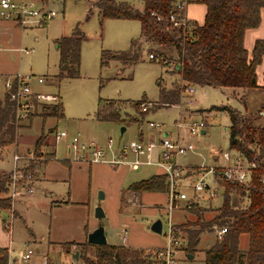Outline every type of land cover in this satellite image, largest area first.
I'll use <instances>...</instances> for the list:
<instances>
[{"label":"rangeland","instance_id":"374dc122","mask_svg":"<svg viewBox=\"0 0 264 264\" xmlns=\"http://www.w3.org/2000/svg\"><path fill=\"white\" fill-rule=\"evenodd\" d=\"M48 1L49 7L56 10V15L47 20L46 24L23 28L15 25L13 21H7L0 26V70L31 74L33 86L43 91H56L63 108V115L59 118L44 117L33 112L16 130L13 141L21 147L16 150L25 157L18 166L28 169L27 172L32 169L31 166L28 168L29 164H34L32 166L38 169L28 181L19 180L21 186L32 187L31 192H23L10 198L11 203L16 200L14 206L20 216L12 217V208L0 212V241L8 243L7 254L12 251L19 258L21 252L28 248L44 247L50 240L84 241V227L93 224L95 227L103 226L108 243L121 245V232L125 228L126 244L153 249L166 244L167 223L170 221L175 224V231L182 238L179 264H204V249L216 237L215 227L208 220L214 216L217 205L222 201L219 194L208 200L204 193H196L199 204L197 206L201 210L199 220L188 211L190 206L187 205L168 213L165 207L166 189L142 194L126 189L135 179L154 174L160 168L141 164L139 168L133 169L127 162H90L89 149L78 152L77 157L73 152H68L69 139L77 134L81 141H93L96 147L102 148L106 159L115 157L130 161L135 155L130 151L123 155L116 147L138 139L139 131H142L143 141H158L160 134L163 135L167 130L176 133L178 128L175 119L179 114L184 116V105L196 109L188 112L190 116L195 111H200L193 117H202L206 121V128L204 133L194 135L186 134L184 126L179 129L185 138L195 143L198 152L180 157V162L191 164L187 165L188 171L190 167L196 166L192 164H223L224 160L219 152L232 151L227 139L230 119L225 110L211 106L229 105L242 114L251 113L255 117L253 124L264 126V89H225L194 84V92L191 95L180 92L181 110L179 104L163 106L159 100L160 89H168L176 83H185L180 80L178 73L172 70L171 63L164 64L156 58L148 57L150 43H142L139 57L134 62L113 58L110 52L102 54L103 50L113 52L126 49L130 39L139 35V20L101 18L93 0ZM126 1L141 4V0ZM75 26L84 37L80 43L78 73L71 76L62 73L66 68L62 69L65 64L59 65L56 40L63 35H70ZM20 48L27 49L28 52H21ZM38 76H41L43 81L34 84L33 79ZM2 92L4 89L0 83V96ZM100 99L105 100V105L114 108L115 117L104 120L96 118L95 112ZM137 101L149 102L150 108L141 112L135 104ZM149 120L161 123V129L150 128L147 123ZM55 131H66L67 136L55 141L54 159L44 164L46 174L40 181H36L43 166L40 162L51 157L48 150L54 143ZM39 134L43 136V142L35 149L34 140ZM108 138L113 140L116 152L106 147ZM14 143L0 145V169L8 174V180L10 175L6 170L12 167L10 159L12 161ZM18 145L16 144L17 147ZM25 148H28V151L23 150ZM40 150L41 153L38 152ZM156 150L155 147L144 154L149 156V152L151 154ZM31 152L33 158L28 157ZM154 153L151 158H154ZM144 154L140 155V159ZM206 179L210 180V174H207ZM34 181L36 183L32 186ZM180 185L182 191L192 194L191 181L188 178L182 179ZM6 186H9V181ZM22 190L23 188L20 192ZM9 192L7 188L0 196H10ZM99 192H102V196H99ZM56 195L63 196L68 201L53 203ZM179 204H184V201ZM96 206L102 208L103 217H95ZM3 219L8 229L3 227ZM156 219L162 222V231L159 233L150 228V224ZM203 226L205 228L200 232L196 246L193 249L190 246L186 248L187 231ZM31 232L35 235L36 242H32ZM240 236L239 245L245 247L247 236ZM37 241L41 244L38 245ZM77 249H80L83 255L94 258L95 249L92 246ZM188 253L193 256L189 258ZM48 254L57 256L53 250ZM59 255L58 258L64 259L63 253Z\"/></svg>","mask_w":264,"mask_h":264},{"label":"trees","instance_id":"16d2710c","mask_svg":"<svg viewBox=\"0 0 264 264\" xmlns=\"http://www.w3.org/2000/svg\"><path fill=\"white\" fill-rule=\"evenodd\" d=\"M201 1L206 7L203 21L200 24L192 22L186 28H180L172 27L168 21L169 13L174 10L172 0H142L141 9L126 0H93L101 18L137 19L140 22L139 35L130 39L126 49L113 52L103 50L102 54L110 52L113 58L134 62L139 57L142 43L148 42V53L152 52L155 58L164 64L171 63L172 70L178 73L185 85L243 89L257 86L255 70L264 54V38L255 39L249 56L243 46V32L246 28L258 25L264 0ZM83 37L75 26L70 35H63L56 40L59 65L67 66L62 73L71 76L78 73L79 50ZM185 85L176 83L171 88H161L159 100L162 105L177 103ZM140 102L143 101H137L136 106ZM108 107L105 100L100 99L95 112L96 118L104 120L115 117L114 108ZM211 108L222 109L228 113L229 148L254 160L256 167L252 169L249 181L244 184L222 176L219 178L224 185L222 201L208 221L214 227H225V231L204 249V264H264V126L254 125L255 117L251 113L242 114L229 105H215ZM62 109V103L59 101L42 105L33 114L59 118L63 115ZM13 115L12 103L7 94L3 93L0 99L1 146L14 140L16 127ZM42 142L43 136L39 135L34 142L35 149ZM49 158L51 157L40 163L44 164ZM32 165L34 164H29L28 168L31 166V172L35 174L34 171L38 168ZM7 181L8 174L0 173V193L7 191ZM126 189L134 192L164 191L165 175L152 174L131 182ZM191 200H194V203L188 211L199 220L201 210L197 206L199 204L196 196ZM11 207L10 196H0V209ZM204 228L203 226L187 231L186 248L190 246L193 249L196 246L199 234ZM241 234L247 236L245 248L239 246ZM73 243L70 241L67 245ZM87 245L95 249L94 258H89L78 250L79 257L86 264H147L148 261V253L139 247L109 243L91 244L87 240L80 243L79 247ZM0 264H7L4 248H0Z\"/></svg>","mask_w":264,"mask_h":264},{"label":"built area","instance_id":"2783aa9c","mask_svg":"<svg viewBox=\"0 0 264 264\" xmlns=\"http://www.w3.org/2000/svg\"><path fill=\"white\" fill-rule=\"evenodd\" d=\"M174 10L168 15L169 24L172 27L186 28L190 22L184 14V8L187 0H172ZM154 13V12H152ZM56 15V10L49 7L48 0H0V17L4 19H10L15 21L20 27H31L34 25H41L45 21L51 19ZM159 18V17H158ZM20 51L28 52L27 49L20 48ZM149 58H155L152 52L147 53ZM33 76L31 74H24L21 72L14 73H0V83L4 89V93L7 94L8 100L12 103L14 125L16 130L20 127L21 122L28 117L29 114L37 111L42 105L55 104L59 102V94L56 91H43L35 88L31 83ZM34 84L42 83L43 78L41 76L34 77ZM182 93L191 95L194 92L193 84H187L181 89ZM190 103L192 100L189 101ZM150 103L140 102L138 109L141 112L147 111L150 108ZM180 110L182 106L179 104ZM148 126L150 128L161 129L162 125L159 122L149 120ZM175 125L177 126V136L172 138L167 134H163L158 141L149 140L143 141L142 139L131 140L127 144L117 146L118 152L123 155L128 151L135 155L133 160H123L120 158H105V151L102 148L96 147L93 141L84 142L81 141L78 135L70 137L68 142L69 152H73L77 157V153L89 149L91 155L90 161H109L111 163L127 162L133 169H137L141 164H153L161 168L162 173L165 175L167 201L165 207L167 212L170 213L173 209H179L187 205L192 204V196H188L185 190H181L180 181L184 178H188L191 181V188L194 195L196 193H204L206 198L215 197L219 194L222 198V192L224 185L220 181V177L229 179L231 181L244 184L249 181L251 177V171L256 167V163L252 159H248L243 153L232 149L231 152L220 151L221 157L224 160L223 164L207 165L205 163L192 164L195 167H190L189 171L187 165L180 162V157L186 156L189 153H198L197 147L193 141L184 137L180 128L185 127L186 134L194 135L200 134L204 129L206 121L201 118H195L191 116L180 115L175 119ZM67 136L66 131H55L54 138L58 140ZM106 147L114 150L115 146L113 140L108 138ZM158 147L159 153L156 157L151 158L148 156L146 159H140V155L151 149ZM231 149V148H230ZM41 153L42 151H38ZM116 152V150H114ZM146 154V153H145ZM31 152L28 157H32ZM41 156L40 154L38 155ZM33 158V157H32ZM217 158V157H216ZM25 159L20 153L15 150L12 154V167L9 170V189L10 198L16 194L23 192H31L32 187L21 186L19 180L24 182L28 181L32 177V173L27 172L28 169L20 168L18 163ZM191 165V164H189ZM218 168V170H217ZM23 171V172H21ZM216 171L218 173H216ZM207 174H210V180L206 179ZM21 188L23 190L20 192ZM219 188V189H218ZM12 201V199H11ZM184 201V204L179 202ZM194 201V200H192ZM169 220V218H168ZM172 222L167 223V242L165 245L148 249V261L147 264H179V255L182 249V238L175 231ZM162 231V226H161ZM225 227H215V236L220 238ZM122 241L126 240L127 231L124 228L122 230ZM33 252L32 248H28L25 253L22 254V258L26 259ZM40 264H47L46 256H43ZM70 264H86L85 261L78 257L72 259Z\"/></svg>","mask_w":264,"mask_h":264},{"label":"crops","instance_id":"0c3cea01","mask_svg":"<svg viewBox=\"0 0 264 264\" xmlns=\"http://www.w3.org/2000/svg\"><path fill=\"white\" fill-rule=\"evenodd\" d=\"M133 4V3H132ZM135 7H137V8H139V9H141L142 8V6H143V4H142V0H141V4L140 5H138V4H133ZM205 9H206V7H205V4L201 1V0H187V3H186V6H185V8H184V14H185V16L187 17V19L189 20V22L190 23H192V22H196V23H201L202 21H203V17H204V13H205ZM7 21H13V20H10V19H4V18H2V17H0V26H2L3 24H5ZM14 22V24L16 25V23H15V21H13ZM47 23V21H45L44 23H42V25L43 24H46ZM140 33V32H139ZM133 38V37H132ZM257 38H264V6L263 7H261L260 8V20H259V23H258V25L257 26H255V27H249V28H246L245 30H244V32H243V46L245 47V49L247 50V52H248V54H249V56H250V52H251V48H252V46H253V43H254V41H255V39H257ZM0 49H1V47H0ZM21 52H23V51H21ZM0 71H2V72H8V73H13L14 71H10V70H7V69H3V70H0ZM256 83H257V86H255V87H259V88H261V89H264V54L262 55V58H261V61L257 64V66H256ZM173 86V85H172ZM172 86H170V87H168V88H171ZM254 87V88H255ZM220 88H225V89H227V88H229V87H220ZM251 88V87H250ZM3 93L4 92H2V95L0 96V99L2 98V96H3ZM60 97V96H59ZM60 99V98H59ZM180 100H181V96H180V98H179V101L177 102V103H173V104H180ZM60 101V100H59ZM173 104H169V105H173ZM163 106H166V105H163ZM183 107H184V115L187 117V115H189L188 114V112L189 111H191V110H196V109H192V108H189V107H187V106H184L183 105ZM261 110V109H260ZM197 113H200V111H195V113L193 114V115H195V114H197ZM183 114V113H182ZM245 114V113H244ZM181 114H179V116H180ZM193 115L191 116V117H193ZM190 116V115H189ZM29 123V121H28V119H27V123L26 124H28ZM24 124V123H23ZM23 124H21L20 126H22ZM25 124V125H26ZM205 128H206V125H205V127H204V129H203V131L205 132ZM19 129V128H18ZM203 132V133H204ZM139 133V137H138V139H142V131H139L138 132ZM41 134V133H40ZM39 134V135H40ZM164 134H167L168 136L170 135L172 138H174V137H176L177 136V132L176 133H172L171 131H169V130H167V131H165L164 132ZM38 135V136H39ZM161 135L162 134H160V136L159 137H161ZM37 136V137H38ZM169 136V137H170ZM36 137V138H37ZM36 140V139H35ZM35 140H34V142H35ZM159 140V139H158ZM54 143L52 144V148L50 149V150H48V152L50 153H48L50 156H51V158H49L48 160H50V159H54V155H55V148H54V145H55V138H54ZM13 143H14V141H13ZM16 144L18 145V143L17 142H15L14 143V151L16 150V149H18V150H20L21 149V147H19V145H18V147L16 146ZM23 148V147H22ZM157 148V150L156 151H153V152H155L154 153V157H156V155H158V153H159V148L158 147H156ZM23 150H25V151H28V148H25V149H23ZM67 150H68V152H69V147L67 146ZM22 151V150H21ZM24 151V152H25ZM153 152H151V154H150V152L148 153L149 154V156H153L152 154H153ZM1 157V156H0ZM146 158H148V156H145V154H144V157L142 158L141 157V159H146ZM48 160L45 162V163H47L48 162ZM12 161H11V159H10V163H11ZM91 162V161H90ZM44 163V164H45ZM43 164V166L41 167V170H40V176H39V178L38 179H36V181H40L41 179H42V176L44 177V174H46V171H47V169H45V166L46 165H44ZM145 164V163H144ZM183 164H185V165H188V164H190V163H183ZM146 165H152V166H155L156 168H158L159 169V167H157L156 165H153V164H146ZM48 167V166H47ZM139 168V167H138ZM10 170V168L9 169H7L6 171H9ZM5 170H2V169H0V173H2V172H4ZM45 172V173H44ZM33 173V172H32ZM162 174V170H161V168H160V170H158V172H156V173H154V174ZM33 175V174H32ZM152 175V174H151ZM151 175H149V176H151ZM149 176H147V177H149ZM50 177V176H49ZM147 177H144V178H147ZM48 178V177H47ZM46 178V179H47ZM140 179H142V177L140 178ZM138 180H139V178H138ZM134 181H137V179H135ZM133 182V181H132ZM34 183H36L35 181L32 183V186H33V184ZM130 184V183H129ZM128 184V185H129ZM127 185V186H128ZM126 186V187H127ZM128 191H130V190H128ZM147 191H142V192H137V193H140V194H142V193H146ZM121 193H122V189L120 190V196H121ZM151 193V192H150ZM165 193V192H164ZM188 194V193H187ZM196 196V194L194 195V193H193V191H192V194H188V196L190 197V196ZM206 199H208L209 200V198H206ZM61 200V201H60ZM196 200H197V198H196ZM221 200H222V198H221ZM68 200H65V197H63V196H55L54 198H53V200H52V202L53 203H62V202H67ZM69 201H71V199L69 198ZM15 202H16V200L14 201V202H12V209H13V211H12V217H14V216H20V214H19V211L15 208ZM191 203L193 204L194 203V201H192L191 200ZM220 205V204H219ZM218 206V205H217ZM3 210H7V209H0V212L1 211H3ZM101 218V217H100ZM81 223V222H80ZM79 223V224H80ZM3 227L4 228H6V229H8L9 227L7 226V223L5 222V220L3 219ZM93 228H95V225L93 224V225H91L90 227H84V241L86 240V235H87V232H89V231H91ZM31 234H32V242H36V237H35V235L31 232ZM121 235H122V233H121ZM5 237H6V235H4ZM105 237H106V233H105ZM240 238H241V236L239 237V240H240ZM126 239H127V236H126ZM84 241H78V242H75V241H72V242H74L73 244H70V245H67V242H70V241H65V242H59V241H53V240H50L49 241V243H45L46 245H44V247H37L36 249H33L32 248V250H33V252L30 254V256L28 257V258H26V259H23L22 258V254L23 253H25V252H21L20 253V257L19 258H17V256L12 252V251H10L9 252V254H7V252H6V254H7V264H40L41 263V261H42V258H43V256H46V258H47V264H70L71 263V261H72V259H75L74 257H73V254H74V252L75 251H77L78 252V257H79V251H78V249H77V247H79V244L80 243H83ZM38 242V245L39 244H41V242L40 241H37ZM106 243H108L107 242V240H106ZM78 244V245H77ZM109 244H111V243H109ZM121 245H125V246H131V245H128V244H126V240L125 241H123V243L121 244ZM7 246H8V243H6V241L4 242V243H2L1 241H0V248H4L5 250L7 249L8 250V248H7ZM240 246V245H239ZM76 247V248H75ZM132 247H134V246H132ZM141 248H145L144 250L146 251V252H148V249L147 248H149V247H141ZM240 248H245V247H240ZM50 250H53L54 252H56V254H57V256H55V257H53V256H50L49 254H48V252L50 251ZM39 252V253H38ZM36 253H38V254H36ZM61 253H63L64 254V259H60V258H58V256H60L59 254H61ZM8 255H9V257H8Z\"/></svg>","mask_w":264,"mask_h":264},{"label":"water","instance_id":"95a60500","mask_svg":"<svg viewBox=\"0 0 264 264\" xmlns=\"http://www.w3.org/2000/svg\"><path fill=\"white\" fill-rule=\"evenodd\" d=\"M67 66L66 65H63L62 66V69H65ZM123 130V128L121 129V131ZM203 129L201 130V133H203ZM100 195L99 196H102V192H99ZM94 215L95 217L97 218H100V217H103L104 216V212L102 210V208L100 206H96L95 209H94ZM161 226H162V222L160 219H156L155 221H153L151 224H150V228L151 230L159 233L161 232ZM86 240L91 243V244H105L106 243V237H105V230L103 228L102 225H97L95 228H93L91 231L87 232V235H86ZM187 256L190 258L192 257L193 255L192 254H187ZM73 257L75 259L78 258V252L75 251L74 254H73Z\"/></svg>","mask_w":264,"mask_h":264}]
</instances>
